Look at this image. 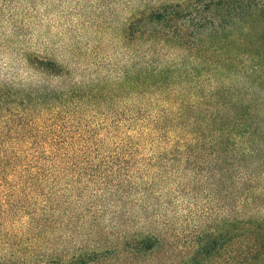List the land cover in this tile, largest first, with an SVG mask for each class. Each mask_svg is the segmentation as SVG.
<instances>
[{"label":"rangeland","instance_id":"rangeland-1","mask_svg":"<svg viewBox=\"0 0 264 264\" xmlns=\"http://www.w3.org/2000/svg\"><path fill=\"white\" fill-rule=\"evenodd\" d=\"M146 1L0 0V143L38 147L24 149L20 165L30 173L0 190V258L179 264L196 233L221 225L244 197L206 159L151 158L153 136L142 120L154 110L124 84L133 63L125 23ZM28 57L54 60L63 73L36 69ZM81 131L100 138L107 159L49 174L48 142ZM129 147L126 158H109ZM252 207L263 211L264 197Z\"/></svg>","mask_w":264,"mask_h":264},{"label":"trees","instance_id":"trees-1","mask_svg":"<svg viewBox=\"0 0 264 264\" xmlns=\"http://www.w3.org/2000/svg\"><path fill=\"white\" fill-rule=\"evenodd\" d=\"M125 29L133 63L124 84L154 110L142 120L153 136L151 158L206 159L225 184L245 193L221 225L196 233L179 264H264V210L247 209L249 201L264 197V0H147ZM27 62L50 75L63 73L51 59ZM99 143L83 131L50 140L48 173L80 171L107 159ZM27 147L32 149L0 143L1 191L17 173H30L28 163L20 165ZM127 149L113 150L109 158L124 159L135 150ZM10 201L4 197L5 205ZM78 258L76 264H86ZM0 264L24 263L0 258Z\"/></svg>","mask_w":264,"mask_h":264}]
</instances>
